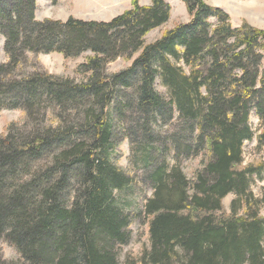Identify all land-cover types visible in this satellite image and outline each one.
Instances as JSON below:
<instances>
[{
  "label": "trees",
  "instance_id": "16d2710c",
  "mask_svg": "<svg viewBox=\"0 0 264 264\" xmlns=\"http://www.w3.org/2000/svg\"><path fill=\"white\" fill-rule=\"evenodd\" d=\"M183 1L190 21L147 43L170 21L166 0H135L109 22L39 20L37 0H0V111L25 114L0 135V239L21 263L120 264L135 219L120 195L136 180L115 152L129 139L153 195L144 205L150 247L126 264H264V200L252 190L264 160L245 164L244 152L253 113L264 145V30ZM86 52L82 82L21 72L29 53ZM122 57L132 65L108 73ZM182 157L199 159L193 178Z\"/></svg>",
  "mask_w": 264,
  "mask_h": 264
},
{
  "label": "rangeland",
  "instance_id": "374dc122",
  "mask_svg": "<svg viewBox=\"0 0 264 264\" xmlns=\"http://www.w3.org/2000/svg\"><path fill=\"white\" fill-rule=\"evenodd\" d=\"M36 16L39 20L54 19L67 21L70 17L84 21L109 22L113 18L133 8L135 0H37ZM147 3L152 0H145ZM172 7L170 21L159 29L152 31L146 42L152 43L163 35L167 29H172L181 23H188L190 15L183 0H167ZM207 4L224 10L231 17L234 27H240L243 22H248L255 28L264 30V0H204ZM143 2L141 1V4ZM216 22V20H213ZM5 38L0 37V65L8 62L5 51ZM91 52H86L79 58L66 59L62 54H28L27 61L21 70L23 73H31L35 70H44L54 75L67 77L77 82L84 81L87 76L80 71V66L86 62ZM132 65V60L125 57L109 62L107 72L119 73ZM264 71V61L262 65ZM160 92L165 90L160 87ZM22 110L4 109L0 111V135L6 133L7 126L11 123L22 124L24 120ZM251 126L256 133L252 141L245 143V164L264 160V145H259L257 136L260 134V121L255 113L250 120ZM176 123L166 127L165 131L174 132L177 130ZM134 146L136 150H134ZM139 152L137 143L129 139L125 140L115 152L117 163L130 176L135 178L134 188L121 193V203L125 206L126 212L132 216L134 223L131 225L132 239L127 246L120 250L119 262L126 264L128 259H139L144 250L150 247L149 219L144 212V205L153 195L152 189L144 181L143 163L134 152ZM181 166L189 178L194 177L195 171L200 166L199 159L181 158ZM252 190L256 198L264 200V175L263 178L254 177ZM236 195L231 194L224 200L225 208L230 211L231 203ZM0 255L3 256L6 264H23L20 262V255L15 247L0 239Z\"/></svg>",
  "mask_w": 264,
  "mask_h": 264
},
{
  "label": "crops",
  "instance_id": "0c3cea01",
  "mask_svg": "<svg viewBox=\"0 0 264 264\" xmlns=\"http://www.w3.org/2000/svg\"><path fill=\"white\" fill-rule=\"evenodd\" d=\"M138 1H139L140 4H141V1H142L143 3L141 5H144V6H147V5H151L152 4V2L150 4V3H147V1H145V0H138ZM166 2H168V1L166 0ZM37 3H38V1H37ZM37 6H38V4H37Z\"/></svg>",
  "mask_w": 264,
  "mask_h": 264
}]
</instances>
